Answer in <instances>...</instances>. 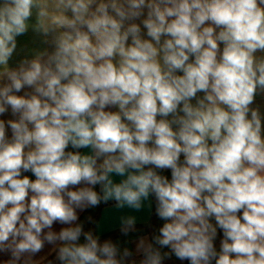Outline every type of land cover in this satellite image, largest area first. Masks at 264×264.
Listing matches in <instances>:
<instances>
[{
    "label": "clouds",
    "instance_id": "9594fccd",
    "mask_svg": "<svg viewBox=\"0 0 264 264\" xmlns=\"http://www.w3.org/2000/svg\"><path fill=\"white\" fill-rule=\"evenodd\" d=\"M30 28L52 50L10 69ZM258 51L264 0H0V116L16 117L0 119L5 264H39L46 243L58 264H135L77 210L115 201L139 212L150 197L164 223L139 238L140 264H264ZM136 224L122 216L119 231Z\"/></svg>",
    "mask_w": 264,
    "mask_h": 264
},
{
    "label": "crops",
    "instance_id": "0c3cea01",
    "mask_svg": "<svg viewBox=\"0 0 264 264\" xmlns=\"http://www.w3.org/2000/svg\"><path fill=\"white\" fill-rule=\"evenodd\" d=\"M50 9H51V5L53 3V0H48ZM146 12L147 10H145V16L141 17L140 20H142L143 18L146 17ZM140 20L135 21L136 23H140ZM31 23H35V15L33 16ZM141 28H142V35L144 36V38L149 39L146 36V29H143V25L141 24ZM218 31V30H217ZM43 37L35 32H33L31 30V28L29 29V31L20 37H17V49L13 55V57L10 59L9 61V68L10 69H15L18 67L19 62L24 59V58H28L31 59L33 58L38 52H43L45 49H47L48 51L52 50V47L50 44H45L43 43ZM163 37H162V41H163ZM221 50L223 48V45H220ZM256 55L259 56H264V52H257ZM3 69L0 68V71H2ZM178 74H182V73H178ZM6 79H0V86L3 85V83H6ZM25 91H31L30 89H25ZM18 94H23V92L18 93ZM203 93H198V97H202ZM193 104L196 103L195 100L192 101ZM251 107L253 108H258L261 112L262 117H264V93H260L258 91L256 98L254 100L253 105H251ZM106 110H111V111H118L117 108L115 107H111L109 109ZM182 114V113H181ZM16 117H13L11 114V110L9 109V111L7 113H5L3 116H0V119H4L5 121L8 119H15ZM169 119H171V117H169ZM175 127V126H174ZM8 135H11L10 129L8 130ZM27 151V149H26ZM80 152L82 154L88 153L89 149H80ZM183 157V156H181ZM117 181L119 180V177L115 178ZM83 186V185H81ZM80 187V186H77ZM32 193L29 192V200L31 197ZM116 202L115 201H109L107 202L103 208L100 211L99 214V218L97 220L96 223V227H95V231L93 233V236L96 237L98 236L100 239V242H103L105 240H111L113 243H117V239H116V233L119 231V224H120V218L122 216H126V215H134L137 217V224L136 225H140V224H147L150 222L151 218H152V214H153V198L150 197L149 201H145L144 202V207L142 208L141 211L139 212H134L130 209H117L115 207ZM86 211V210H85ZM85 211H79L78 212V222L81 219V217L83 216V214L85 213ZM211 222L213 224H215V220L214 218H212ZM62 227H67V225H61L59 222H54L53 226H52V231L55 232H59L61 230ZM45 231H48V229H45ZM218 236L219 237V233L220 230L218 229ZM145 238L148 241H151V233L147 232L135 239H133L131 241V251L134 253L133 257L131 258L132 261L135 262V264H140V260L142 259V257L140 255L135 254L136 253V246L139 242V238ZM55 246L50 245V244H45L44 249L36 254V256L33 258L34 260L38 261L39 264H45L54 254H55ZM10 258V253H4V252H0V264H5V262ZM184 262V261H183ZM183 262H176L175 260H166L164 261V264H182ZM186 262V261H185ZM185 262L183 264H185ZM189 264V263H187Z\"/></svg>",
    "mask_w": 264,
    "mask_h": 264
},
{
    "label": "trees",
    "instance_id": "16d2710c",
    "mask_svg": "<svg viewBox=\"0 0 264 264\" xmlns=\"http://www.w3.org/2000/svg\"><path fill=\"white\" fill-rule=\"evenodd\" d=\"M69 150L79 151L80 152V149L75 150V149L69 148ZM181 161H183V157H181ZM158 171H160V170H158ZM161 174L166 175V176H168L169 179H171L170 170H163L161 172ZM24 175H28L29 178L32 179V180L35 179V177L30 172L29 173H24ZM95 190L97 192H99L100 191L99 186H96ZM152 198H153V214H152V218H151L149 223L136 225V231L132 232V233H129L128 236L122 235L120 233V231H118L116 233L117 243L120 245L121 248L128 247L131 250V241L133 239H135V238L147 233V232L151 233V239H152V237L154 235H158L159 234V228L163 225L164 221L160 220L157 217V215L155 214L156 201H155L154 197H152ZM105 204L106 203H101L98 207L87 209L85 211V213L83 214V216L81 217V219L79 220V223H83V222L87 221L88 217L92 218V221L90 223L87 222L89 231H91L92 234L95 231V227H96L97 220L99 218L100 211H101V209L103 208V206ZM221 238H222V232L220 231L219 237L217 238L216 242L218 240H220ZM163 251H168V249L167 248L162 249V252ZM174 259H176V258L173 256L171 259H166V260H174Z\"/></svg>",
    "mask_w": 264,
    "mask_h": 264
},
{
    "label": "rangeland",
    "instance_id": "374dc122",
    "mask_svg": "<svg viewBox=\"0 0 264 264\" xmlns=\"http://www.w3.org/2000/svg\"><path fill=\"white\" fill-rule=\"evenodd\" d=\"M88 221H85V222H83L82 224L84 225V230L85 231H89V228H88V223H87ZM81 242H83V237L81 238ZM219 242H220V240H218L217 242H216V246H217V248H219ZM55 255H56V252H55V254L49 259L50 261H52V264H58V262L55 260ZM48 260V261H49ZM176 262H180L179 260H177V259H174ZM48 261L45 263V264H48ZM181 262H183V261H181ZM185 262V261H184ZM183 262V263H184ZM182 263V264H183ZM187 263H189L188 261H186L185 262V264H187Z\"/></svg>",
    "mask_w": 264,
    "mask_h": 264
}]
</instances>
